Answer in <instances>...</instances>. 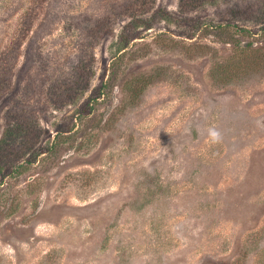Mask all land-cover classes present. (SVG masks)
Returning <instances> with one entry per match:
<instances>
[{
    "label": "rangeland",
    "instance_id": "rangeland-1",
    "mask_svg": "<svg viewBox=\"0 0 264 264\" xmlns=\"http://www.w3.org/2000/svg\"><path fill=\"white\" fill-rule=\"evenodd\" d=\"M0 264H264V0H0Z\"/></svg>",
    "mask_w": 264,
    "mask_h": 264
},
{
    "label": "clouds",
    "instance_id": "clouds-1",
    "mask_svg": "<svg viewBox=\"0 0 264 264\" xmlns=\"http://www.w3.org/2000/svg\"><path fill=\"white\" fill-rule=\"evenodd\" d=\"M208 135L213 143H219L222 140V134L215 128L209 129Z\"/></svg>",
    "mask_w": 264,
    "mask_h": 264
},
{
    "label": "trees",
    "instance_id": "trees-1",
    "mask_svg": "<svg viewBox=\"0 0 264 264\" xmlns=\"http://www.w3.org/2000/svg\"><path fill=\"white\" fill-rule=\"evenodd\" d=\"M4 142V141H3Z\"/></svg>",
    "mask_w": 264,
    "mask_h": 264
}]
</instances>
